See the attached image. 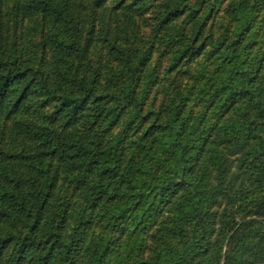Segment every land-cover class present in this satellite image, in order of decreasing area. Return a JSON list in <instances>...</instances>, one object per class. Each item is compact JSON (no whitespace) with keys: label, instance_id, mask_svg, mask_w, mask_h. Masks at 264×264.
Segmentation results:
<instances>
[{"label":"trees","instance_id":"obj_1","mask_svg":"<svg viewBox=\"0 0 264 264\" xmlns=\"http://www.w3.org/2000/svg\"><path fill=\"white\" fill-rule=\"evenodd\" d=\"M0 264H264V0H0Z\"/></svg>","mask_w":264,"mask_h":264}]
</instances>
